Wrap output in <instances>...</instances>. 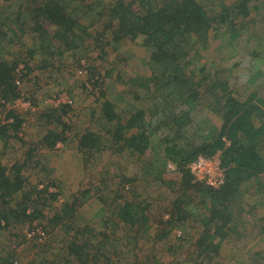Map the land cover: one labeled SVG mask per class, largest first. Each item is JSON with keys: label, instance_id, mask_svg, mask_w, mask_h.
Segmentation results:
<instances>
[{"label": "trees", "instance_id": "16d2710c", "mask_svg": "<svg viewBox=\"0 0 264 264\" xmlns=\"http://www.w3.org/2000/svg\"><path fill=\"white\" fill-rule=\"evenodd\" d=\"M3 2V7L0 6V9L3 8L0 10V41H12V37L17 38L14 35L17 32V26L21 29L19 38L28 35L45 38L52 35L59 47L57 50H44L47 55H52L59 48L65 53L67 50L74 49L76 39L82 42L85 37L88 38L86 47L84 49L82 47L79 59L73 63L76 70L84 71L85 77L87 76L86 81L82 82V89L86 91L89 87L95 90L100 82L101 75L98 74V70L95 72L93 67H90L93 66L90 65V55L95 54V51L100 56L98 59L104 61L103 57L110 55L109 50L106 49H110L116 59L114 64L112 62L111 71H115L116 64L121 62L120 45H132L139 41L144 48L146 55L144 66L149 68V77L144 79L128 77L125 80L120 70L115 73L117 85L121 84L132 96L131 109L128 112H121L111 100L103 99L105 95H99L100 108L96 116L97 122L113 123L114 127L110 130L108 128L88 130L78 137L75 135L84 167L89 165L91 160L94 161L92 158L95 155L100 156L103 150L114 147H117V151L122 154L132 153L143 157L145 152L150 153L149 157H143L144 164L151 163L153 160L160 163L161 168L168 163L173 164L179 173V178L173 182L164 179L163 173L157 169L161 184L168 182L167 188L172 190L173 196L167 204L168 208L163 211L168 218L163 220V217L153 214L151 217L157 216V220L152 223H156L157 226L162 224L170 229V232L174 228L182 231L189 220L200 224L202 230L199 235L191 239L194 242L195 258L197 257L196 260L199 263H202L204 259L219 256L221 246L230 240V235L233 233L228 227L235 221L233 217H238L246 225L249 221L257 220L258 215L254 207H250L253 213L247 211V206L245 207L242 202L245 189L248 192L247 188H250V196L260 194L264 190V183L258 180L260 174L264 176V120L262 119L264 111L262 107L256 105V102H260L263 107L264 103L255 95L256 93L241 101L231 97L218 102V106L221 107L216 114L220 117V125L211 131L214 133L213 137L198 144L189 142L186 138V128L191 124L188 115L190 110L187 105V110L182 114L173 113L165 121L158 123L167 128L168 134L172 133L166 135L161 142L160 137L165 133L159 132V129L151 130V125L147 124L150 117L145 111L150 100L162 99L164 89L173 90L177 85H186L184 94L189 93L194 101V107L198 105L196 99L200 94L199 88H207V93L211 97L216 96V87L220 89L219 93L226 94L227 85L219 84L210 78L215 83L209 86V76L202 77L203 79L199 77L195 84L196 73H202L203 68L189 71V78L184 74L185 69L191 65L192 45L197 42L194 40L206 39L209 32L218 29L220 25L230 28L229 23L224 21H227V18H244L249 14L252 15L248 8L251 0H235L232 3V10L227 9L223 11L224 15L220 13L219 17L217 15L214 18L207 17L200 0H3ZM12 7H15L17 11L7 16L8 10ZM79 8L87 14L84 19V16L80 20L73 17L75 12H79ZM25 13L28 14L27 17ZM91 16L93 20H106V23L102 25L103 29H100L99 38L93 43L90 41L88 29L90 25L99 21L90 23ZM2 18L4 21H1ZM53 29L54 31H51ZM107 32L108 39L100 43V37L108 34ZM21 51H17L16 58L12 61H9L7 56L0 57V102L2 101L5 105L17 100L29 102L28 100L33 99L35 87L29 85V80L34 81L29 74L31 59L33 63L38 64L39 69L47 70L48 73L53 69L52 63L48 67L46 64L39 65L35 60L34 52ZM44 51L40 50L43 54ZM58 54L61 58L62 54ZM26 57L30 58L29 61L25 59ZM103 63L106 65V61ZM106 76L108 77L109 74L107 73ZM204 82L205 85H200ZM150 86L155 90H151ZM142 89H148L144 95L139 93ZM157 92L161 93L158 97L155 95ZM66 93L69 103L60 104L57 107L52 104L44 110L46 113L43 116L39 114V119L45 121L46 125L42 131V137L36 141L32 140L34 145L23 141L22 137L18 136L23 124L18 110L4 108L1 112L3 119L0 121V141L3 149H7L9 142L18 143L19 141L21 148L26 150L22 158L12 165L0 164V249L5 245L2 237H7V241L11 237V234L7 232L12 224L19 225L28 220L35 221V218L41 220L45 218L36 205L45 207L46 203L42 199L50 192V189H56L58 183H61L50 175L52 171L48 167L47 160H52L49 153L56 152L70 140L67 134L71 133L70 131L75 127L69 119L64 120L72 109V101ZM27 96H30L29 99ZM203 107L204 105L201 104L199 109ZM49 125H54L56 128L48 129ZM115 129L123 130V132L117 137L114 134ZM41 150L47 153H42ZM215 154H219L221 166L225 168L224 183L218 188H213L195 182L190 174L189 165L199 156L211 157ZM144 164H140L141 169ZM84 193L88 194L90 190L83 189L80 194L78 191L75 193L69 205L70 211L82 206L80 198H88ZM103 193L101 189L94 192L101 200ZM94 194L91 192L93 197ZM49 196L53 197V195ZM252 198L258 200L260 197ZM143 210L141 206L133 208L130 204L117 206L113 215L119 230L127 228L126 237H130L128 234L134 233L135 229L145 226L148 222V210L145 215ZM159 211L161 214L162 210L159 209ZM58 215L51 218L56 224H58L56 220L61 219ZM76 219L71 218L70 225L67 224L65 227V231L73 233L77 240L83 238L77 243L79 250L75 247L76 251H73L71 247V252L78 257L76 263L99 264L96 259L98 254H101L99 253L101 243L97 242V245L91 246L85 239L86 234L92 235L96 240H99V237L105 238L103 233L93 230L96 215L91 217V225L87 222L78 225ZM240 229L241 226L236 227V231ZM4 231L6 232L3 233ZM28 232H31L32 236L26 237V241H39L37 234L41 232L43 235L47 234L45 228L40 225H37L36 229L28 227ZM175 237L180 238V235ZM42 239L44 240L45 237ZM91 250L94 252L90 253ZM244 256L241 255V259H244ZM10 258V256L4 258L0 255V263L17 262L16 260L9 262ZM257 259L258 261L253 264H264V251L259 253ZM104 261L105 264H109L111 259L104 256ZM51 263L69 264L65 260L60 262L55 260Z\"/></svg>", "mask_w": 264, "mask_h": 264}, {"label": "rangeland", "instance_id": "374dc122", "mask_svg": "<svg viewBox=\"0 0 264 264\" xmlns=\"http://www.w3.org/2000/svg\"><path fill=\"white\" fill-rule=\"evenodd\" d=\"M234 1L200 0L204 5L203 10L208 18H214L217 15L219 17L220 13L224 15L223 11L232 10ZM3 4V0H0L1 7H3ZM248 8L252 15L249 14L244 18H227V21H224L229 23L230 28L220 25L218 29L210 31L206 39L194 40L197 42L192 45L191 65L185 69L184 74L189 78V71L203 68L202 73H196L195 84L199 77L206 78L209 76V86L211 83H215L211 79L219 84L227 85L226 94L219 93L220 89L216 87V96L211 97L207 93V88H199L200 94L196 99L198 105L194 107V101L189 93L184 94L186 85H177L173 90L164 89L162 99L156 101V98H153L146 105L145 111L150 117L147 124L151 125V130L156 131L159 129V132L163 131L165 133L164 136L160 137V142L165 139L166 135L172 133L168 134L167 128L158 123L162 120L165 121L173 113L182 114L187 110L186 105L190 110L188 115L191 120V124L186 128V138L189 142L198 144L213 137L214 133L211 131L220 125V117L217 114L221 106H218V102L231 97L241 101L256 93L255 95L258 98L260 97L264 103V0H251ZM16 11L15 7L10 8L7 16ZM79 12H75L73 17L80 20L81 17L84 16V19L87 16L85 11L80 8ZM25 14L27 17L28 14ZM93 19V16H91L90 23L99 21V19ZM1 21H4L3 18ZM105 21V19H102L90 25L88 33L91 36V43L99 38L100 29H103L102 25L106 23ZM86 23H88V19ZM20 30L17 26V32L14 34L17 38L8 34L12 37V41H0V57L7 56L8 60L12 61L16 58L17 51H30L35 53V60L39 65L46 64V67H48L52 63L53 69L49 73L47 70L39 69L38 64L33 63V59H31L29 74L34 81L29 80V85L35 87V95H33V99L28 100L30 103L27 100L26 102L23 101L24 103L16 108L23 120L21 132L18 136H21L23 141L31 144H33L32 140L40 139L46 124L45 121L39 119V114L43 116L46 113L44 110L52 106L51 101L55 98H63L66 92L68 93L66 95L72 101V109L64 117V120L69 119V122L74 124L75 127L70 131L71 133L67 134L70 140L56 152L49 153L50 159H52L47 160L48 167L52 171L50 175L61 183H58L56 189H50V192L42 199L46 203L45 207L36 205L37 209L43 212L45 218H42V220L35 218V221L28 220L19 225L12 224L13 226L11 225L9 232H7V234H11L10 239L7 241V237H2L5 243L0 249L2 257L10 256L9 262L16 260V264H52L51 262L55 260L56 262L65 260L69 264H77L76 259L78 257L71 252V247L73 251H76V248L79 250L77 243L83 238L77 240L78 238L73 233L65 231V227L67 224L70 225L71 218L80 219V221L76 219L78 225L86 222L91 225L90 219L93 215H96L97 219H95L93 230L103 233L105 238L99 237V240H96L92 235L86 234L85 239L91 246L97 245V242L101 243L99 250L101 254H98L99 256L96 259L99 264H105L104 256L111 259L109 264H253L258 261L259 253L264 251V190L260 194L250 196V188H247L248 192L245 189L242 202L244 206H247V211L253 213L254 211L250 207H254L258 215L257 220L252 221L253 223L249 221L246 225L238 217H233L235 221L228 226L233 233L230 235V240L221 246L219 256L204 259L202 263H199L196 260L197 257L195 258L194 242L191 239H193V236L199 235L202 230L200 224L189 220L183 226L182 231L174 228L170 232V229L165 228L164 225L158 224V227L156 223H152L157 220V216L151 217L153 214H157L160 218L167 216L163 214V211L168 208L167 204L173 196L172 190L167 188L168 182L161 184L157 174L158 171L162 172L164 179L167 181L173 182L178 179L179 173H177L173 164L168 163L161 168L160 163L153 160L151 163H145V165L143 157H149L150 153L145 152L143 157L132 153L122 154L117 151V147H114L110 150H103L100 156L95 155L92 158L94 161L91 160L86 167L82 165L75 135L78 137L88 130L94 131L97 128H108L110 130L111 127H114L112 126L113 123L97 122L96 116L100 108L99 95H105L103 99L111 100L121 112H128L133 106L129 91L121 84L117 85L116 71L120 70V74L123 75L125 80L128 77L144 79L150 76L149 68L144 66L146 55L139 41L132 45L119 46L121 62L116 64L117 70L115 71H111V66L116 59H114L115 55L111 53L110 49H106L109 50L110 55L103 57L106 65L103 63L104 61L98 59L100 58L98 52L95 51V54L90 55V65L93 66L88 65L93 67L95 72L98 70L101 77L99 78L98 87L95 90L89 87V89L87 88L88 92L82 89V82L86 81L87 78L84 75L85 72L76 70V66L73 65L79 59L82 47L83 49L86 47L88 38L83 37L82 42L76 39L74 49L67 50L66 53L59 48L57 52L62 54L60 58L57 52L47 55L44 51L45 49L48 51L49 49L57 50L59 47L56 41L53 40L52 35L43 37L44 40L37 35L19 38ZM51 31H54V29ZM107 35L109 33L104 34L102 38L100 37L99 42L103 43L105 39H108L106 38ZM76 47L79 49H76ZM40 50H43L44 54ZM25 59L29 61L30 58L26 57ZM107 73L109 74L108 77L106 76ZM200 85H205V82ZM150 89L155 90L152 86H150ZM147 90H139V93L144 95ZM160 94V92L155 93L157 97ZM29 97L27 96V99ZM201 104L204 107L199 109ZM256 105L262 107L264 111V107L260 102H256ZM1 112L0 110V114ZM123 116L125 115L123 114ZM90 119H93V121H90ZM262 119L264 120V112ZM94 120L96 121L94 122ZM55 128L54 125L48 127V129ZM122 132L123 130L118 131L115 129L114 134L118 137ZM1 144L0 141L1 165H12L22 158L26 150L21 148L22 145L19 141L18 143L16 141L9 142L6 150L3 149ZM41 152L47 153L43 150ZM141 163L144 164L143 169L140 168ZM154 177L158 179H153ZM83 189L90 190V193H84L88 198H80L82 206L77 210L72 209L74 212L70 211L69 205L72 197L77 191L80 194ZM97 189L104 192L102 200L94 194ZM49 195H53V197L51 198ZM254 196L260 198L257 200L252 198ZM127 204L132 205L133 208L141 206V210L145 209L143 210L144 215L148 210V222L145 226L135 229L134 233L128 234L130 237L125 236L127 228L119 230L120 228L113 215L118 205ZM159 209L162 210L161 214ZM55 215L61 218L56 220L58 224L54 222L55 220H51ZM101 217L106 219L102 220ZM20 221L23 220L20 219ZM37 225L45 228L47 233L44 235L45 239L43 240L40 237L39 241H26L28 227L31 226L36 229ZM237 226H241L240 231H236ZM178 235H180V238L175 237ZM89 252L93 253L94 251ZM241 255H245L244 259H241Z\"/></svg>", "mask_w": 264, "mask_h": 264}, {"label": "built area", "instance_id": "2783aa9c", "mask_svg": "<svg viewBox=\"0 0 264 264\" xmlns=\"http://www.w3.org/2000/svg\"><path fill=\"white\" fill-rule=\"evenodd\" d=\"M63 95L62 97L55 98L51 101L53 106L57 107L60 104L69 103L68 97ZM25 102V101H24ZM23 100H17L14 103L4 104L2 101L0 102V110L2 111L4 108H9L13 110H18L16 108L20 107L23 103ZM27 104V103H25ZM19 112V110H18ZM3 119L0 114V121ZM190 174L192 175L195 182L205 184L207 186L218 188L224 183L225 177V168L221 166V161L219 159V154H215L211 157L199 156L197 157L190 165H189ZM27 237H31L32 233L28 232L26 234ZM37 236L44 237L43 233L37 234ZM16 264V263H15Z\"/></svg>", "mask_w": 264, "mask_h": 264}, {"label": "crops", "instance_id": "0c3cea01", "mask_svg": "<svg viewBox=\"0 0 264 264\" xmlns=\"http://www.w3.org/2000/svg\"><path fill=\"white\" fill-rule=\"evenodd\" d=\"M258 180L261 181L262 183H264V176L260 174V175L258 176ZM254 181H256V180H254ZM254 181H251V182H254ZM252 184H254V183H252ZM165 218H168V216H164V217H163V219H165ZM3 257H4V258H6V257L9 258V256H3ZM0 264H1V263H0Z\"/></svg>", "mask_w": 264, "mask_h": 264}]
</instances>
